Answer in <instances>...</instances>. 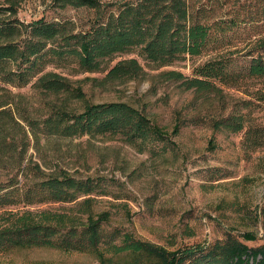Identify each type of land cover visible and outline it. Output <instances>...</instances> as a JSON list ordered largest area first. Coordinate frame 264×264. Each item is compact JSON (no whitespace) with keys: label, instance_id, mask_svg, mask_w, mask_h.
<instances>
[{"label":"trees","instance_id":"1","mask_svg":"<svg viewBox=\"0 0 264 264\" xmlns=\"http://www.w3.org/2000/svg\"><path fill=\"white\" fill-rule=\"evenodd\" d=\"M22 1L0 0V256L46 248L93 254L101 264H116L114 257L124 254L132 264H264V241L257 247L246 243L257 240L253 232H229L214 243L175 250L129 233L119 234V243L116 235L108 241L102 224L110 214L93 209L99 180L76 177L59 166L47 171L29 155L30 148L38 149L53 137L120 138L140 152L167 142L170 134L144 111L124 102L93 103L78 81L55 68L72 66L82 74H104L93 81L107 84L144 75L137 58L110 65L123 54H138L157 68L188 56L214 54L211 26L199 21L189 0H54L61 9L92 11L83 26L71 20L24 21L19 17ZM256 53L248 75L264 78V45ZM229 62L210 57L193 68L192 76L169 70L159 77L190 91L193 106L200 101L201 106H210L208 121L214 131L244 132L248 148H262L264 125L251 124L244 112L251 102L228 100L226 89L236 87L240 78L228 70ZM29 85L31 96L12 90ZM178 129L176 125L172 134ZM210 145L215 147L213 140ZM47 204L61 206L39 208ZM257 217L262 219L264 240V206Z\"/></svg>","mask_w":264,"mask_h":264},{"label":"rangeland","instance_id":"2","mask_svg":"<svg viewBox=\"0 0 264 264\" xmlns=\"http://www.w3.org/2000/svg\"><path fill=\"white\" fill-rule=\"evenodd\" d=\"M105 2L119 0H102ZM121 1V0H120ZM192 11L202 23L211 26L210 52L188 56L184 61L157 68L135 53L116 56L110 65L126 58H137L144 75L130 81L95 83L104 74L79 73L73 67L55 68L79 82L93 103L124 102L142 111L171 136L140 152L120 138L53 137L42 141L29 155L45 170L57 166L76 177L99 180L95 213L108 212L102 224L107 240L129 233L135 239L175 250L196 244L214 243L231 232H253L263 243L262 219L257 217L264 206V147L248 148L244 132L214 131L209 124L210 106H193V94L178 82L164 81L159 74L176 70L192 76L193 68L210 57L229 60V71L240 76L236 87L227 88L231 104L251 102L244 112L251 124L264 125V78L250 77L252 57L264 45V0H189ZM115 9V8H113ZM92 11L67 7L61 9L54 0H23L19 17L27 22L73 21L88 23ZM222 43H218V42ZM255 51V54H250ZM264 55V54H262ZM53 68H49L51 70ZM92 79V80H88ZM14 93L33 95L31 85L13 88ZM33 101L39 100L32 96ZM179 129L172 134L175 126ZM213 140L215 147L210 145ZM59 204L41 209H58ZM104 246H102L103 249ZM104 250V249H103ZM111 256V254H108ZM116 264H132L130 256L114 257ZM0 262L14 264H101L89 253L57 249L31 248L0 256Z\"/></svg>","mask_w":264,"mask_h":264}]
</instances>
